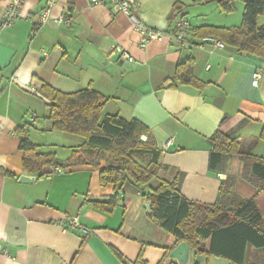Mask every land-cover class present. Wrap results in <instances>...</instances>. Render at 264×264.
Instances as JSON below:
<instances>
[{
  "label": "crops",
  "instance_id": "1",
  "mask_svg": "<svg viewBox=\"0 0 264 264\" xmlns=\"http://www.w3.org/2000/svg\"><path fill=\"white\" fill-rule=\"evenodd\" d=\"M8 1L0 0V18ZM126 1L141 22L167 37L142 49L125 16L111 5L92 6L88 0H58L43 26L37 25V16L45 0H26L21 17L0 30V85L6 81L0 90V264H135L139 255L145 264H171L168 255L176 239L149 220L141 195L162 181L171 182L174 172L183 175L181 194L189 201L214 205L227 176L235 178L234 189L242 200L256 194L241 177L238 156L228 159L225 174L208 170V139L225 118L222 130L243 145L259 137L264 128V58L229 46H196L200 39L192 29L227 27L223 21L208 20L217 13L215 3ZM176 4L184 8L173 14ZM191 5L199 8L192 14ZM60 14L67 15L70 27L55 23ZM180 19L191 29L183 44L173 38ZM116 49L128 52L133 62L122 60ZM187 61L201 87H173L177 65ZM256 70L262 78L254 88L251 76ZM42 84L66 94L91 86L108 99L104 114L138 120L148 129L161 152L160 164L170 170L145 185L143 193L132 183L120 191L101 187L99 167L86 165L58 168L59 173L49 167V175L32 184L19 183L20 177L32 175L23 170L20 136L34 144L37 153H53L62 162L84 141L49 131L47 102L38 93ZM32 115L33 129L25 133ZM45 133L70 140L62 145L67 149L62 158L54 150L45 151ZM56 146L51 143L49 148ZM252 154L264 159V141ZM112 199L111 212L91 205ZM71 217H77L87 233L58 226ZM255 253L251 249L249 258ZM190 264L230 263L192 250Z\"/></svg>",
  "mask_w": 264,
  "mask_h": 264
},
{
  "label": "trees",
  "instance_id": "2",
  "mask_svg": "<svg viewBox=\"0 0 264 264\" xmlns=\"http://www.w3.org/2000/svg\"><path fill=\"white\" fill-rule=\"evenodd\" d=\"M236 1L244 4L239 27L202 26L190 30L198 39L213 37L238 52L264 58V24L258 25V18H264V0H194L192 4L216 3L222 12L229 13ZM183 8L176 4L172 12L175 14ZM172 83L173 87H201L193 76L191 61L177 65ZM38 93L47 102L49 131L77 136L84 141L62 162L53 153H37V147L20 136L25 172L38 174L40 178L49 175L46 169L50 166L59 169L98 166L99 185H111L120 191L127 183L145 186L160 173L170 170L160 164L161 152L148 129L138 120L127 121L118 115L104 114L108 99L91 86L66 94L42 84ZM225 121L226 118L208 139V170L225 174L228 159L238 156L243 165L241 177L256 189L252 199L238 197L235 178L227 176L220 183L214 205L189 201L181 194L183 175L179 172H174L171 182L162 181L141 198L150 206L149 220L173 236L176 246L186 243L198 255L207 259L222 258L230 264H256L254 260L264 264V159L252 154L254 147L264 141V128L258 138L245 146L222 130ZM91 205L111 212L114 202L112 199L105 204L93 202ZM251 249L256 253L249 258ZM135 264H145L141 255Z\"/></svg>",
  "mask_w": 264,
  "mask_h": 264
},
{
  "label": "built area",
  "instance_id": "3",
  "mask_svg": "<svg viewBox=\"0 0 264 264\" xmlns=\"http://www.w3.org/2000/svg\"><path fill=\"white\" fill-rule=\"evenodd\" d=\"M89 4L92 6H108L111 5L114 7V10L117 14H121L125 16L133 26V29L140 36V48H145L152 42H161L163 41L167 35L155 29H152L141 22L133 13V8L129 2L126 0H88ZM58 0H45V4L43 8L39 11L37 16V25L43 26L50 19L52 9L56 5ZM26 0H9L7 6L0 18V30H4L10 28L20 17L22 13V9ZM55 23L57 25H64L66 27H70V19L65 14H60L56 19ZM190 32V25L184 19H180L175 23L173 38L179 44H183L185 42V38ZM206 44H210L215 48L222 50L224 48V44L219 40L213 37H205L198 41L196 45L198 48L203 49ZM118 55L122 60H126L129 63L133 62V57L126 51L121 49H116ZM262 76L261 73L256 70L251 76V86L256 88L259 85ZM36 117L32 115L29 119L28 125L24 129V132L27 133L35 122ZM170 143H167L166 147H168ZM50 169L53 172H60V170L54 166H50ZM140 190L143 193L145 191V186H140ZM58 226L62 229H80L84 233H87L86 229L78 222L77 217H71L60 221Z\"/></svg>",
  "mask_w": 264,
  "mask_h": 264
},
{
  "label": "rangeland",
  "instance_id": "4",
  "mask_svg": "<svg viewBox=\"0 0 264 264\" xmlns=\"http://www.w3.org/2000/svg\"><path fill=\"white\" fill-rule=\"evenodd\" d=\"M215 5H216V3H215ZM217 6L218 5H216L214 7H217ZM243 7H244V4L241 1L234 2V4L232 5V10L229 13H224V12H222L220 10L219 7H217L216 8L217 9V13L216 14L211 13L209 15L210 17H209L208 20H209V22H216V23H218L220 21H223L222 24H224V26H227L226 28L239 27L241 25V22H242ZM195 9H199L198 6L191 5L188 10L192 14L193 11H195ZM263 24H264V18L263 17H259L258 18V25L261 26ZM40 122L41 123L44 122V119L42 117L40 118ZM54 133H56V132H54ZM41 135L43 137L42 139L44 140V142L48 145V147H45V148H47V149H45V151L48 152L49 150H54V152L56 153L57 157H61L62 158V156L67 152V149L62 147V145H65L70 140L62 138L63 136L60 137V136H56V134L53 135L52 133H48V134L45 133L44 135L43 134H41ZM55 137H58V138H56L57 139L56 142H54L55 141ZM51 143L58 145V147L56 146V147L49 148V145H51ZM254 262L256 264H261V261H259V260H254Z\"/></svg>",
  "mask_w": 264,
  "mask_h": 264
},
{
  "label": "water",
  "instance_id": "5",
  "mask_svg": "<svg viewBox=\"0 0 264 264\" xmlns=\"http://www.w3.org/2000/svg\"><path fill=\"white\" fill-rule=\"evenodd\" d=\"M6 81H2L0 85V90L3 88ZM145 137H142V140H145ZM221 176V175H220ZM37 178H39L38 174H34L31 176H22L19 179V183L22 184H32ZM222 178V176H221ZM146 211L149 214L150 206H146ZM191 247L186 243L178 244L168 255V260L173 264H190L191 263Z\"/></svg>",
  "mask_w": 264,
  "mask_h": 264
}]
</instances>
